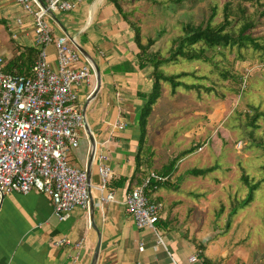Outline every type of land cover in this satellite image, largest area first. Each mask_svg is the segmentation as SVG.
Instances as JSON below:
<instances>
[{"label": "crops", "instance_id": "crops-1", "mask_svg": "<svg viewBox=\"0 0 264 264\" xmlns=\"http://www.w3.org/2000/svg\"><path fill=\"white\" fill-rule=\"evenodd\" d=\"M45 21L52 36L66 35L99 70V89L89 102L96 87L94 72L88 84L77 88L84 127L79 131V146L69 152L68 161L88 172V183L96 186L97 157L105 156L104 164L113 172L108 191L113 192L114 200L101 202L99 193L91 187L88 209H75L64 221H58L49 200L37 192L4 197L0 207V264H90L97 244L95 264H201V255L212 264H246L242 256L245 253L235 245L229 250L227 238L215 241L222 231H217L213 219L203 215V194L197 193V203L184 210L186 205L177 201V197L164 194L161 191L164 188L151 193L163 205L156 233L137 229L125 213L123 201L135 172L137 122L144 103L138 94H148L152 81L149 69H138L133 32L113 4L108 0H79L71 11L49 14ZM27 48L37 53L40 50L31 18L14 0H0V56L5 65H13ZM46 53L54 65V47L48 46ZM120 124L124 125L122 130L117 129ZM85 127L95 143L92 161ZM141 170L145 171V179L153 172L145 166ZM177 171L170 181L177 178ZM121 179L125 181L119 182ZM181 184L176 190L167 189L177 192ZM188 195L192 192H187ZM187 211L191 218L188 223ZM182 212L184 216L180 218ZM157 235L161 243L156 245ZM59 238L67 239L69 245L54 247L53 240ZM216 252L222 258L215 261L207 257V253L214 256ZM191 256L197 258L196 263L188 261Z\"/></svg>", "mask_w": 264, "mask_h": 264}, {"label": "rangeland", "instance_id": "rangeland-1", "mask_svg": "<svg viewBox=\"0 0 264 264\" xmlns=\"http://www.w3.org/2000/svg\"><path fill=\"white\" fill-rule=\"evenodd\" d=\"M118 2L123 16L140 29L141 44L152 42L147 54L157 53L161 58L170 56L174 42L183 35V25L206 24L212 8L215 13L211 25L217 26L222 23L223 6H231L232 23L226 30L234 34L245 20L255 23L251 35L261 50L250 46L206 49L207 62L177 59L161 66L165 75L182 76L179 81L193 88L178 87L173 92L168 84H160V97L147 125L153 159L151 168L146 170L157 172L176 156L188 152L177 162L178 175L171 180L175 184L182 182L179 191H161L177 197L186 205L184 210L197 203V193L203 194V215L213 219L217 231H222L215 241L227 238L229 250L235 245L246 254L242 255L246 264H264V0ZM193 48L198 50L200 45ZM147 69L151 74V67ZM209 167L216 170L206 177H191L186 172ZM244 175L259 186L250 204L241 207L247 194L241 180ZM187 192L192 195L186 196ZM189 213L187 223L191 219ZM183 216L184 212L179 217ZM207 257L216 261L222 254L207 253Z\"/></svg>", "mask_w": 264, "mask_h": 264}, {"label": "built area", "instance_id": "built-area-1", "mask_svg": "<svg viewBox=\"0 0 264 264\" xmlns=\"http://www.w3.org/2000/svg\"><path fill=\"white\" fill-rule=\"evenodd\" d=\"M14 1L31 18L40 50L30 77L6 72L0 56V207L8 195L37 192L49 200L53 216L64 221L73 210L88 209L91 187L101 202L114 200L113 192L108 191L113 172L104 164L105 156L97 157L96 186H90L85 170L68 161L69 152L79 146V131L84 127L77 88L89 83L93 69L66 35L52 36L45 19L49 14L71 11L79 0H46L44 6L37 0ZM48 46L54 47V65L48 61ZM245 83L246 78L243 88ZM123 127L120 124L117 129ZM149 179L165 180L150 173L126 194L123 207L137 229L155 232L163 205L149 202L145 196ZM160 243L157 235L156 245ZM52 245L68 246L69 241L59 238ZM188 261L196 263L197 258L191 256Z\"/></svg>", "mask_w": 264, "mask_h": 264}, {"label": "trees", "instance_id": "trees-1", "mask_svg": "<svg viewBox=\"0 0 264 264\" xmlns=\"http://www.w3.org/2000/svg\"><path fill=\"white\" fill-rule=\"evenodd\" d=\"M108 1L113 4L119 15H122L121 17L123 21L127 23L129 28L133 32L134 43L137 48L138 69L144 70L150 67L152 69L151 74H149V78L153 82L151 91L148 94H138V97L144 99V103L140 110V114L137 122L139 139L137 145V152L135 155V172L132 175L130 179V183L127 188V193H129L133 185L138 187L145 181V177H144L145 171L143 172L141 168L145 166V168L150 169L152 166L153 153L148 142L147 125L153 106L156 104L157 100L160 97V84L161 83L168 84L173 92L178 87L187 90H191L193 88L192 86L189 87L183 84L181 81H179L180 77L182 76L165 75L161 70V66L176 61L177 59H182L186 61L207 62L206 57L204 56V52L206 49L227 48V47L243 48L250 46L253 50H261L262 47L259 44H257L256 40L253 38V35H251V31L252 29H254V24H255L253 21L245 20L244 23L238 29L237 34H234L233 32L226 30V27L231 25L232 22L230 18L233 16V12L230 10L231 6L226 3L223 6V18L221 24L217 26L211 25V21L215 13V9L212 8L210 10L211 15L208 21L206 22V24H200L197 26H194L192 24L183 25L182 27L183 35L174 42V48L171 50L170 56L166 58H161L157 53L147 54V48L152 45V42L150 41L147 45H142L140 42V29L135 24L129 23L126 16H123L122 14L123 12L119 6L118 0H108ZM187 1H194V0H187ZM238 1L244 3H252L255 0H238ZM197 44L200 45V48L198 50H195L193 46ZM37 54L38 53L31 48L25 49L23 51L22 57L21 56L17 57L15 61H13V65L12 64L11 66L5 65L6 72H13L19 76L30 77L31 68L37 58ZM256 119L257 118L255 117L254 120H252V123H254ZM188 154H189L188 152L181 153L179 156L173 158L167 165L162 166L157 172H154V174L158 175L161 178H164L165 180L162 182H158L154 179H149L148 185L144 190L145 196L147 197L149 202L161 203L157 198L151 197V193L155 192L158 189L171 187L174 190H176L178 188L179 184L171 183L170 177H172V175L176 172L177 162L182 157ZM214 170H216V168L191 169L187 172V174L192 177H206ZM241 180L243 184H245V186L247 187L246 197L241 203V207H245L249 205L250 202L252 201L253 194L257 190L259 183L249 182L246 175L242 176ZM122 181L125 180L121 179L119 182ZM228 229H229V224L226 227V230ZM198 249L202 250V247L199 246ZM201 264H212V263L206 258L202 257L201 255Z\"/></svg>", "mask_w": 264, "mask_h": 264}, {"label": "water", "instance_id": "water-1", "mask_svg": "<svg viewBox=\"0 0 264 264\" xmlns=\"http://www.w3.org/2000/svg\"><path fill=\"white\" fill-rule=\"evenodd\" d=\"M42 6H44V4L41 2V0H37ZM74 44V43H73ZM75 48L80 52V54L90 63V65L92 66V69H93V72H94V76H95V79H96V87H95V90L92 94V96L88 99V102L95 96L97 90L99 89V82H100V77H99V70L97 68V66L95 65V63L93 62V60L79 47L77 46L76 44H74ZM84 115V113H83ZM85 130H86V134H87V138L89 140V143H90V158H89V161H92V158H93V155H94V148H95V143L92 139V136L89 134L87 128L85 127ZM87 174V179H88V172H86ZM90 202V201H89ZM90 221H91V217H90ZM90 226L93 227V223L92 221L90 222ZM98 249H99V244H97L96 246V249H95V252H94V255H93V258L90 262V264H95V260H96V256H97V253H98Z\"/></svg>", "mask_w": 264, "mask_h": 264}]
</instances>
